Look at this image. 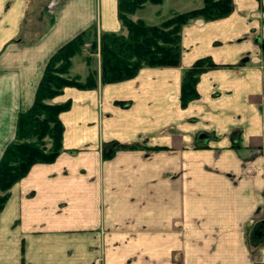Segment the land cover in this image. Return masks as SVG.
<instances>
[{"label": "crops", "instance_id": "obj_1", "mask_svg": "<svg viewBox=\"0 0 264 264\" xmlns=\"http://www.w3.org/2000/svg\"><path fill=\"white\" fill-rule=\"evenodd\" d=\"M93 24L127 32L118 0H0V157L51 56ZM181 45L177 66L115 82L99 69L96 87L51 100L71 101L63 149L11 187L0 264H264V0L191 19ZM205 56L183 105V73ZM117 142L134 146L106 155Z\"/></svg>", "mask_w": 264, "mask_h": 264}, {"label": "trees", "instance_id": "obj_2", "mask_svg": "<svg viewBox=\"0 0 264 264\" xmlns=\"http://www.w3.org/2000/svg\"><path fill=\"white\" fill-rule=\"evenodd\" d=\"M160 4L163 0H118V14L127 33L101 31L97 25L82 30L62 45L49 59L36 91L33 104L21 111L17 120L15 138L5 147L0 157V211L10 195V189L25 176L36 162L54 161L63 149L65 125L60 113L71 106V101L54 103L49 100L66 86L93 88L98 84V70L91 69L82 80L69 76L73 58L82 52L88 37L94 36L92 48L100 49L101 80L115 82L135 76L144 66H177L181 62L182 29L191 19L202 17L214 20L229 15L234 0H203L198 7L173 12L159 23H148L144 18H132L146 3ZM59 65L56 66V63ZM210 56L198 58L182 76L181 102L183 105L198 96L200 73L213 67ZM48 142L51 146L48 147ZM117 148L133 144L115 143Z\"/></svg>", "mask_w": 264, "mask_h": 264}, {"label": "rangeland", "instance_id": "obj_3", "mask_svg": "<svg viewBox=\"0 0 264 264\" xmlns=\"http://www.w3.org/2000/svg\"><path fill=\"white\" fill-rule=\"evenodd\" d=\"M202 4L203 0H163L160 4L148 2L143 9L136 10V12L131 16L133 19H137L136 16L142 17L148 23H159L168 18V16L173 14L175 11L198 7ZM99 33L100 31L98 30V34ZM92 41H94L93 35L87 38L83 45L82 52L73 58L67 75L77 76L84 80L85 78L82 76L89 73L91 69H97L99 76V69L101 73V53L99 46L96 50L92 48ZM57 65H59V62L56 63V66ZM50 146L51 142H48V147Z\"/></svg>", "mask_w": 264, "mask_h": 264}, {"label": "water", "instance_id": "obj_4", "mask_svg": "<svg viewBox=\"0 0 264 264\" xmlns=\"http://www.w3.org/2000/svg\"><path fill=\"white\" fill-rule=\"evenodd\" d=\"M252 240L255 243H258L260 241H264V223H258L254 230L252 231Z\"/></svg>", "mask_w": 264, "mask_h": 264}, {"label": "built area", "instance_id": "obj_5", "mask_svg": "<svg viewBox=\"0 0 264 264\" xmlns=\"http://www.w3.org/2000/svg\"><path fill=\"white\" fill-rule=\"evenodd\" d=\"M94 264H101V261L99 259L94 261Z\"/></svg>", "mask_w": 264, "mask_h": 264}]
</instances>
